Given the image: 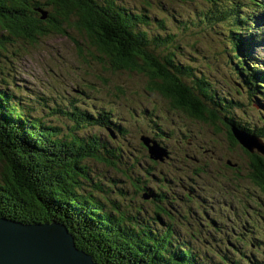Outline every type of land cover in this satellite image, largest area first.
I'll list each match as a JSON object with an SVG mask.
<instances>
[{"label":"trees","instance_id":"trees-1","mask_svg":"<svg viewBox=\"0 0 264 264\" xmlns=\"http://www.w3.org/2000/svg\"><path fill=\"white\" fill-rule=\"evenodd\" d=\"M202 1L213 6L208 19L230 24L228 44L234 48L232 55L236 58V66L251 71L245 73L246 83L254 88V93L264 96V64L247 62L249 56L240 47L250 37V31L248 35L242 34L243 27L248 22L254 25L258 17L262 18L264 2L246 0L258 2L259 7L258 13L245 15L240 12L245 0H229L226 4L221 3L225 0ZM216 5L224 7L216 8ZM37 8L47 12L45 18L40 17ZM146 19L143 13L131 12L112 0H0V31L8 35L1 34L3 40L22 38L35 42L42 36L62 35L78 45L69 33L75 30L85 37L87 46L97 52L96 55L90 52L94 59L114 70L142 73L148 78L147 88L161 94L174 108L206 122L218 121L219 102L211 100L206 89L208 81L197 77L191 66H183L173 52H160V46L173 42V35L162 38L148 31L140 26L147 24ZM254 72L259 74L254 76L252 83L250 76ZM24 106L18 97L0 88V217L27 223L62 222L75 245L100 264L264 263V215H255L252 210L240 211L237 215L243 214L242 223H252L249 216L254 217L258 226L250 224L246 237L233 230V238H230L224 229L226 223L212 214L211 209L192 211L186 208L179 214L180 209L174 205L176 199L171 198L172 192L146 188L150 179L137 174L132 176L133 185L143 191L142 199L146 192L149 198L144 200H151L154 210L131 201L126 207L135 211L127 213L119 211V203L109 199L110 208L106 211V200L84 188L89 185L102 194L110 192L101 186V181L88 175L90 169L86 162L95 160L114 166L120 156L97 135L80 133L85 127L78 124L106 127L111 124L110 113H93L74 107L65 112L76 122L74 131L61 136L60 127L34 116ZM226 106L230 108L231 104ZM227 125L264 138V122L256 126L258 128H248L231 117ZM228 141L236 143L230 130ZM249 157L247 177L264 191V157L257 153ZM237 176L242 177V174L237 172ZM179 185L182 188L181 183ZM184 186L194 192L191 185ZM195 194L187 191L186 199H192ZM214 201L216 210L220 205L227 206L224 198ZM175 212L180 215L179 221L174 219ZM191 213L196 221L195 231L190 233L187 226ZM163 216L166 221L162 220ZM155 223L166 228L155 229L151 225ZM175 225L178 228L174 229ZM202 228L206 234L212 231L222 234L219 238L201 236Z\"/></svg>","mask_w":264,"mask_h":264},{"label":"rangeland","instance_id":"rangeland-1","mask_svg":"<svg viewBox=\"0 0 264 264\" xmlns=\"http://www.w3.org/2000/svg\"><path fill=\"white\" fill-rule=\"evenodd\" d=\"M112 1L131 12L143 13L147 24L140 26L148 31L158 33L162 38L173 35V42L158 50L173 52L183 66H191L197 77L208 81L206 89L211 100L219 102L218 121L206 122L174 108L161 94L147 88L148 78L144 74L114 70L94 59L90 52L95 55L97 52L88 47L85 37L75 30H69V33L81 48L74 40L62 35L42 36L29 42L22 38L3 40V36L8 35L0 31V88L18 97L34 116L60 127L61 136L74 131L76 122L65 113L74 107L81 111L110 113L111 124L106 127H111L114 137L105 126L78 124L85 127L79 130L80 133L97 135L120 156L114 166L95 160L86 162L90 169L88 175L101 181V186L110 192L102 194L92 185L84 188L106 200V211L110 208L109 199L117 201L118 210L127 213L135 211L126 207L131 201L154 210V203L142 199L143 191L133 185L132 176L140 174L150 179L146 188L172 192L171 198L176 199L174 205L180 209L179 214L186 208L192 211L211 209L212 214L226 223L224 229L230 238H233V230L248 236L249 225L258 226V223L252 216H249L252 223H242L243 214L237 213L252 210L255 215H264V191L247 177L249 154L253 153L228 141L227 119L233 117L248 128H258L256 126L264 122V96L254 93V88L246 83L245 73L251 71L236 66V58L232 55L234 48L228 44L230 24L208 19L214 9L202 0ZM257 3L245 0L240 12L245 15L258 13ZM219 7L224 6L216 5ZM248 32L253 41L255 36L259 37L254 43H241L240 47L249 56L246 61L264 64V10L262 18L258 17L254 25L248 22L243 27L242 34L248 35ZM258 74L254 72L250 76L252 83ZM228 103L230 108L226 106ZM143 134L164 145L170 151L168 159L151 160L139 139ZM237 172L242 177H238ZM188 184L196 192L192 199H186L187 191L191 195L194 193L184 186ZM216 198H224L227 206L216 205L219 207L216 210ZM183 199L186 200L182 202ZM199 212L201 214V210ZM179 214L174 213L176 221H179ZM193 216L191 213L188 219L187 231L190 233L195 231ZM162 220L167 218L163 216ZM151 225L158 230L166 228L158 223ZM221 234L213 231L206 234L203 228L200 231L201 236L214 238ZM229 248L227 246L226 250Z\"/></svg>","mask_w":264,"mask_h":264},{"label":"water","instance_id":"water-1","mask_svg":"<svg viewBox=\"0 0 264 264\" xmlns=\"http://www.w3.org/2000/svg\"><path fill=\"white\" fill-rule=\"evenodd\" d=\"M41 18L46 11L37 8ZM234 139L249 153L264 157V141L246 130L231 126ZM111 133L112 137L113 134ZM152 160L162 161L167 149L148 136L140 137ZM229 165H232L229 164ZM236 164H233L235 166ZM144 199L149 198L147 194ZM0 264H100L79 249L65 224L59 221L27 223L0 217Z\"/></svg>","mask_w":264,"mask_h":264},{"label":"bare ground","instance_id":"bare-ground-1","mask_svg":"<svg viewBox=\"0 0 264 264\" xmlns=\"http://www.w3.org/2000/svg\"><path fill=\"white\" fill-rule=\"evenodd\" d=\"M90 111V110H89ZM231 127V126H230ZM230 130V129H229ZM255 130V129H254ZM230 132H231V130H230ZM256 134V133H255ZM231 135H232V132H231ZM232 137H233V135H232ZM234 138V137H233ZM236 141V140H235ZM233 142V141H232ZM236 144H239L237 141H236ZM240 145V144H239ZM241 146V145H240ZM242 147V146H241ZM243 148V147H242ZM244 149V148H243ZM245 150V149H244ZM246 151V150H245ZM255 153H257L258 154V152H256L255 151Z\"/></svg>","mask_w":264,"mask_h":264}]
</instances>
